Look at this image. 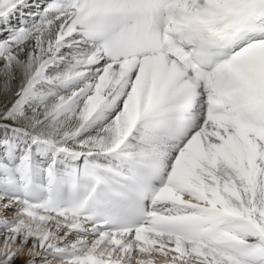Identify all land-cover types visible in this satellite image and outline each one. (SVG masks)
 Wrapping results in <instances>:
<instances>
[{
    "label": "snow or ice",
    "instance_id": "snow-or-ice-1",
    "mask_svg": "<svg viewBox=\"0 0 264 264\" xmlns=\"http://www.w3.org/2000/svg\"><path fill=\"white\" fill-rule=\"evenodd\" d=\"M0 264H264V0H0Z\"/></svg>",
    "mask_w": 264,
    "mask_h": 264
}]
</instances>
